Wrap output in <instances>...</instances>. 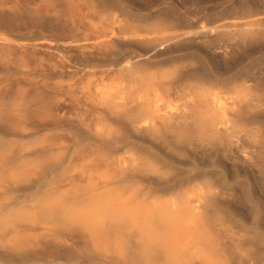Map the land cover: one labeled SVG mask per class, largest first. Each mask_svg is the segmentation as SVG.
Instances as JSON below:
<instances>
[{
    "label": "rangeland",
    "instance_id": "1",
    "mask_svg": "<svg viewBox=\"0 0 264 264\" xmlns=\"http://www.w3.org/2000/svg\"><path fill=\"white\" fill-rule=\"evenodd\" d=\"M217 26L229 28L220 37L227 57L199 43L139 62L151 46L139 44L136 32L153 36ZM111 29L116 37L96 39ZM131 59L143 75L175 73L173 90L202 88L262 105L241 101L238 138L214 153L174 147L164 131L165 143L157 142L131 131L124 117L110 116L88 92L92 84L126 78L120 68ZM97 125L111 127L115 136H98ZM251 132L264 142V0H0V155L13 166L54 159L58 171L38 178L62 186L69 170L70 201L91 199L92 181L106 172L109 159L138 154L150 162V173L123 178L111 171L98 194L119 189L136 192L139 200H166L183 193L193 200V190L205 186L211 211L219 212L233 239H248L264 254V172L235 168L223 153L252 147L245 138ZM30 193L19 188L0 201H23ZM254 203L262 208L259 218ZM207 217L212 240H220L233 261V239ZM81 249L71 239L68 254L48 246L39 257L54 264H105L79 255Z\"/></svg>",
    "mask_w": 264,
    "mask_h": 264
},
{
    "label": "bare ground",
    "instance_id": "2",
    "mask_svg": "<svg viewBox=\"0 0 264 264\" xmlns=\"http://www.w3.org/2000/svg\"><path fill=\"white\" fill-rule=\"evenodd\" d=\"M228 29L203 27L199 31L153 36L136 32L133 36L139 44L151 46L139 62L145 56L152 60L199 43L218 49L220 57H227L230 50L220 45V37ZM116 36V30L111 29L96 39ZM136 65L133 59L126 61L120 68L126 78L109 85L92 84L88 92L91 100L110 116L124 117L131 131L157 142L165 143L164 131L174 147L214 153L238 138L240 127L235 114L241 101L262 105L248 96L233 97L202 88L173 90L175 73L143 75ZM95 133L115 136V131L104 125H97ZM245 138L252 147L223 149L225 159L235 168L264 172V142L258 139L257 132L248 133ZM53 161L42 157L32 164L13 166L10 159L0 155V197L19 188L31 192L23 201H0V264H54L51 260L42 261L39 254L46 252L48 246L68 254L71 239L81 242L79 255L105 264H264V254L256 251L255 243L243 237L233 239L219 212L211 211L213 205L208 201L205 186L193 190V200L183 193L166 200H139L136 192L119 189L98 194L107 185L111 171L123 178L132 172L150 173V162L131 153L106 162V172L92 181L89 193L93 194L88 202L81 198L70 201L69 170L63 171L62 186L53 181L42 184L43 180L38 178L58 171ZM247 200L252 202L248 196ZM254 209L259 218L262 208L254 203ZM208 213L215 219V227L222 228L221 232L233 239L232 246L238 253L233 261L225 254L220 240H212Z\"/></svg>",
    "mask_w": 264,
    "mask_h": 264
}]
</instances>
